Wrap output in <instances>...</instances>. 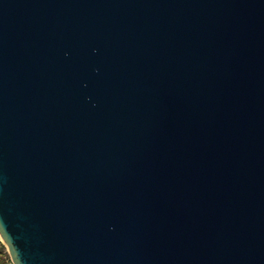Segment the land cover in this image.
I'll list each match as a JSON object with an SVG mask.
<instances>
[{"label":"water","instance_id":"obj_1","mask_svg":"<svg viewBox=\"0 0 264 264\" xmlns=\"http://www.w3.org/2000/svg\"><path fill=\"white\" fill-rule=\"evenodd\" d=\"M0 238L264 264V0H0Z\"/></svg>","mask_w":264,"mask_h":264},{"label":"rangeland","instance_id":"obj_2","mask_svg":"<svg viewBox=\"0 0 264 264\" xmlns=\"http://www.w3.org/2000/svg\"><path fill=\"white\" fill-rule=\"evenodd\" d=\"M0 264H2V258H5V263L6 264H13L10 256H9V253H8V250H7V247L6 245L2 242L1 238H0Z\"/></svg>","mask_w":264,"mask_h":264},{"label":"trees","instance_id":"obj_3","mask_svg":"<svg viewBox=\"0 0 264 264\" xmlns=\"http://www.w3.org/2000/svg\"><path fill=\"white\" fill-rule=\"evenodd\" d=\"M0 246H1V244H0ZM2 264H6L5 263V258H2Z\"/></svg>","mask_w":264,"mask_h":264}]
</instances>
